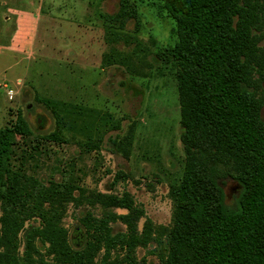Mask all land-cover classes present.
<instances>
[{"label": "rangeland", "instance_id": "374dc122", "mask_svg": "<svg viewBox=\"0 0 264 264\" xmlns=\"http://www.w3.org/2000/svg\"><path fill=\"white\" fill-rule=\"evenodd\" d=\"M247 3L259 24L249 32L255 56L244 64L264 126V0ZM164 5L165 0H0V129L22 115L31 130L29 137L17 136L13 170L45 187H71L76 200L96 193L128 198L138 232L148 241L131 249L127 226L110 222L113 242L100 248L96 264H166L175 255V228L194 231L190 204L182 198L189 156L205 169L199 177L208 184L209 192L200 187L206 196L210 176L229 208H237L242 192L234 170L239 160L222 156L204 135L186 134L172 53L180 36ZM199 115L219 127L212 113ZM102 117L120 127L99 128ZM223 133L218 143L230 144ZM116 137L113 146L110 138ZM214 171L228 176L216 180ZM65 207L63 227L78 252L93 240L88 217L93 222L128 214L87 199ZM38 225L36 219L25 224L20 256L30 227ZM30 250L36 251L34 264H55L36 239Z\"/></svg>", "mask_w": 264, "mask_h": 264}, {"label": "trees", "instance_id": "16d2710c", "mask_svg": "<svg viewBox=\"0 0 264 264\" xmlns=\"http://www.w3.org/2000/svg\"><path fill=\"white\" fill-rule=\"evenodd\" d=\"M164 7L176 20L180 36L172 53L179 70V103L186 134L204 135L222 156L232 162L239 160L234 170L242 186L237 208H229L212 176L208 179L212 187L209 196L203 193L200 187L208 191V184L199 174L205 169L193 157L187 158L182 198L190 204L187 214L194 231L175 228L172 244L176 251L166 264H264V126L250 97L244 64L255 56L249 32L259 24V17L247 0H165ZM199 111L212 113L219 119V127L213 119L201 118ZM119 127L120 122L112 117L100 120L103 130ZM219 130L228 134L230 144L218 143ZM30 135L22 115L0 129V264H34L36 251L30 250L34 239L55 264H96L100 248L113 242L110 222L117 221L127 226L131 249L148 244L138 232L137 211L128 198L96 193L76 200L71 187L54 183L45 187L14 171L11 161L17 136ZM102 137L103 133L98 144ZM117 140L110 138V143L115 146ZM213 176L217 180L228 175L214 171ZM85 199L93 206L124 209L128 214L110 213L108 218L93 222L88 217L85 222L93 240L85 251L78 252L69 243L63 220L68 202ZM33 219L39 220V225L30 227L26 251L20 256L19 236Z\"/></svg>", "mask_w": 264, "mask_h": 264}, {"label": "built area", "instance_id": "2783aa9c", "mask_svg": "<svg viewBox=\"0 0 264 264\" xmlns=\"http://www.w3.org/2000/svg\"><path fill=\"white\" fill-rule=\"evenodd\" d=\"M9 94H10V96H12V94H13V91H10V92H8Z\"/></svg>", "mask_w": 264, "mask_h": 264}]
</instances>
